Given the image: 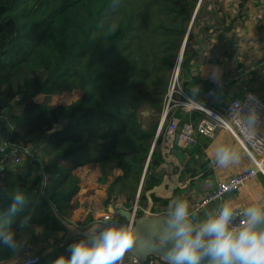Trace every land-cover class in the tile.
Returning <instances> with one entry per match:
<instances>
[{
    "label": "trees",
    "instance_id": "obj_1",
    "mask_svg": "<svg viewBox=\"0 0 264 264\" xmlns=\"http://www.w3.org/2000/svg\"><path fill=\"white\" fill-rule=\"evenodd\" d=\"M30 1L0 0V114L14 105L20 109L17 124L1 144L5 152L0 149V227L13 232L17 248L0 243V264L12 262L23 251L27 236L45 237L37 264H52L61 254L69 255V244L85 239L63 242L59 235L66 229L55 215L71 222V202L81 184L74 170L98 165L100 181L112 179L105 204L121 202L130 210L134 200L126 192L137 193L148 157L145 190L158 184L163 135L150 155L158 123L151 120L144 126L138 108L161 111L198 4L152 0L142 21L122 11L121 19L110 23L116 0H64L58 7L55 0H39L25 7ZM192 29L180 79L188 90H208L217 83L191 73L198 55L190 47ZM66 84L79 93L77 100L51 107L36 100ZM27 145L38 149L36 158L14 167L2 162L14 147ZM207 147L201 140L179 152L183 162L195 166L192 177L211 175L209 162L203 160ZM25 166L27 170L21 168ZM17 192L23 193L25 203L13 214L9 210ZM141 199L145 204L143 193Z\"/></svg>",
    "mask_w": 264,
    "mask_h": 264
},
{
    "label": "crops",
    "instance_id": "obj_2",
    "mask_svg": "<svg viewBox=\"0 0 264 264\" xmlns=\"http://www.w3.org/2000/svg\"><path fill=\"white\" fill-rule=\"evenodd\" d=\"M195 25L198 27L195 40L201 50L195 48L198 55L192 66L194 72L191 70V73L216 82L222 102L242 98L247 92H253L264 99V0H198L187 33ZM216 59L227 60L226 67L224 68V65L218 63ZM4 114L2 119L6 120ZM2 128L3 126L0 125V144L5 142L6 133L8 135L13 129L11 125L7 130ZM201 140L208 143V147L204 149L203 160L209 162L211 175L207 178L199 175L187 190L179 192L176 199L187 200L201 196L216 181H226L251 166L248 157L226 132H218L214 140ZM218 148H227L236 152L239 155L238 161L227 167L217 166L214 157ZM180 151L177 152V156L182 161ZM168 152L175 153L172 150ZM183 163L187 170L184 173V180H188L192 177L195 166L190 161ZM74 173L81 179V184L79 192L71 202L72 211L68 218L72 223L86 227L95 223L98 216L111 214L109 210L112 205L124 208L121 202L105 204L112 179L107 184H103L100 181L101 171L98 165L83 166L74 170ZM140 184L138 192H140ZM226 200L234 201L240 209L258 200H264L263 179L258 176L239 190L226 195L222 201L210 204L204 210V214L214 211ZM135 201L136 199L134 203ZM142 205L144 206L143 202ZM116 219L119 220V217L114 216L113 220ZM61 236L64 237V234L59 235ZM44 240L45 237L37 245H42ZM125 264H133V262L127 259Z\"/></svg>",
    "mask_w": 264,
    "mask_h": 264
},
{
    "label": "clouds",
    "instance_id": "obj_3",
    "mask_svg": "<svg viewBox=\"0 0 264 264\" xmlns=\"http://www.w3.org/2000/svg\"><path fill=\"white\" fill-rule=\"evenodd\" d=\"M192 104V102H189ZM255 124V113L249 114ZM215 163L227 167L238 161L239 155L227 148L215 151ZM25 203L23 193L17 192L10 207L16 213ZM187 200L175 199L168 205L167 226L159 243L167 246L169 264H264V200L240 209L234 201L226 200L212 212L205 213L198 224L191 221ZM239 209V210H238ZM114 214V210L110 209ZM239 218V223L234 221ZM28 218H25V223ZM138 233L134 226L113 224L102 230L89 229L86 238L68 246L69 255L61 254L52 264H123ZM0 243L9 249L17 248L14 234L0 227Z\"/></svg>",
    "mask_w": 264,
    "mask_h": 264
},
{
    "label": "built area",
    "instance_id": "obj_4",
    "mask_svg": "<svg viewBox=\"0 0 264 264\" xmlns=\"http://www.w3.org/2000/svg\"><path fill=\"white\" fill-rule=\"evenodd\" d=\"M185 44L184 42L167 84L162 102L161 121L158 124L150 155L157 139L162 135L165 136L168 151H179L194 148L199 144L200 139L214 140L218 132L223 131L232 137L251 162L247 170L231 176L226 181H216L203 195L187 199L190 205L191 221L195 225L204 219V210L207 206L222 201L226 195L244 187L254 178L260 175L264 177V99L253 92H247L242 98L222 102L219 98L218 86L208 90L199 87L186 89L180 79ZM15 101H18V98ZM5 111L0 114V119ZM253 112L255 113L254 125L249 120V114ZM0 149L5 152L4 147ZM37 152L38 149L34 145L14 147L4 156L2 162L12 167L22 165L36 158ZM149 161L150 157L147 159L142 175L140 192L131 209L134 217L144 212L141 189L147 177ZM163 213H168V207L157 208L153 211L154 215ZM113 219L114 215L104 214L98 216L95 222L105 223ZM234 223L238 224L239 218ZM39 259L38 255H30L22 258L18 264H37ZM127 259H131L133 264H164L153 257L145 263H139L126 252L123 264Z\"/></svg>",
    "mask_w": 264,
    "mask_h": 264
},
{
    "label": "water",
    "instance_id": "obj_5",
    "mask_svg": "<svg viewBox=\"0 0 264 264\" xmlns=\"http://www.w3.org/2000/svg\"><path fill=\"white\" fill-rule=\"evenodd\" d=\"M188 34L185 37V42ZM173 152L175 153L168 152L165 136L163 135L161 154L164 163L158 168L156 173L159 182L147 190L144 188L143 195L146 202L144 204V212L141 215L134 217L130 209L117 208L115 205H112L110 209L114 210V214L112 212L111 214L119 217V220H111L105 223L95 222L89 226L82 227L66 221L55 212L56 217L66 229L63 242L86 238L89 229L95 231L102 230L113 224L127 225L131 223L139 235L134 246L127 253L137 259L139 263H145L150 257H153L164 264H169L166 255L167 246L159 243L162 238L161 234L167 226V214L154 215L153 211L157 208H167L169 203L176 199L178 192L187 190L192 182L198 179L197 177H191L188 180H184V173L187 171L186 166L177 156L178 151L174 150ZM49 180L50 177H46V181ZM261 227H264V222H262ZM201 264H208V258L205 257L201 261Z\"/></svg>",
    "mask_w": 264,
    "mask_h": 264
},
{
    "label": "rangeland",
    "instance_id": "obj_6",
    "mask_svg": "<svg viewBox=\"0 0 264 264\" xmlns=\"http://www.w3.org/2000/svg\"><path fill=\"white\" fill-rule=\"evenodd\" d=\"M63 2H64V0H55V1H53V5L55 7H58ZM38 3H39V0H31L28 3L29 5H26L25 7L32 8V6H36ZM152 3H153L152 0H116L112 6L110 12H109L108 20L110 23L115 22L116 20H120L121 19V12L124 11L127 15H129V14L136 15L138 20L142 21L144 19L146 12L149 11V8H150ZM193 17H194V14H193ZM189 27H190V25H189ZM189 27H188V30H189ZM197 30H198V27H196V25L193 26L192 32H193L194 38H193V41L191 42L190 47L194 48V49L200 48L199 45L197 44L196 40H195V38H196L195 33H197ZM184 42L185 41H183L181 44L179 53L182 49ZM185 48H186V44L184 47V51H185ZM200 50H201V48H200ZM183 60H184V57H183ZM216 61L220 64H223L224 68L226 67L225 64H226L227 60L224 59L223 61H221V59H216ZM191 70L193 71L192 68H191ZM171 73H170V75H171ZM240 81L241 80H239V82ZM78 98H79V93L75 92L69 84H66L61 89L54 92L52 95H39L36 98V100L41 102L42 104H44V106L51 107V106L58 105L60 103H70L72 101L77 100ZM19 113H20V109L17 108L16 105H14L11 109L6 110L5 114H4L6 120L0 119V125L3 126L2 129L7 130V129H9V125H11L12 127L14 125H16L17 119H15V118L18 116ZM138 114H139L140 120L142 121L144 126L145 125L147 126L151 122V120H154L158 124H160L161 111L160 112H154L149 107L140 105L138 108ZM7 121L9 123V125H8ZM6 135H7V133H6ZM47 160H50V158H48ZM62 165L65 166L66 168H69L71 166L70 163H67V162H62ZM21 168L26 169L27 166L21 167ZM144 188L142 190V193L144 192ZM138 190H137V193H134L132 189H129L126 192V194L134 200V199H136V196L138 194ZM121 196L124 197V194H121ZM38 230H40V229H38ZM40 233H42V232H40ZM43 237H44V235H39L37 240H33L31 236L25 237L24 238V246L22 249L23 251L21 253H19L17 255V257L12 262L5 263V264H18L22 258H25V257L30 256V255H39V253H38L39 249L42 248L44 246V244L37 245V243L39 244V241H41Z\"/></svg>",
    "mask_w": 264,
    "mask_h": 264
}]
</instances>
